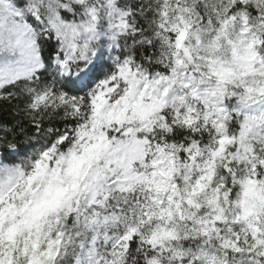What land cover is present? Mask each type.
<instances>
[{"label":"snow or ice","instance_id":"1","mask_svg":"<svg viewBox=\"0 0 264 264\" xmlns=\"http://www.w3.org/2000/svg\"><path fill=\"white\" fill-rule=\"evenodd\" d=\"M0 264H264V0H0Z\"/></svg>","mask_w":264,"mask_h":264}]
</instances>
